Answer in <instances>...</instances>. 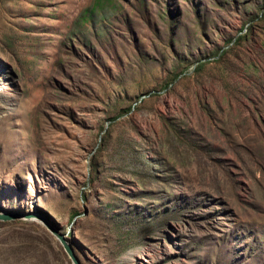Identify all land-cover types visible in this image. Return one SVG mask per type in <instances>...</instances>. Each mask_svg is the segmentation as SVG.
Returning a JSON list of instances; mask_svg holds the SVG:
<instances>
[{"label":"rangeland","instance_id":"rangeland-1","mask_svg":"<svg viewBox=\"0 0 264 264\" xmlns=\"http://www.w3.org/2000/svg\"><path fill=\"white\" fill-rule=\"evenodd\" d=\"M4 211L81 264H264V0H0ZM0 264L73 263L34 216Z\"/></svg>","mask_w":264,"mask_h":264},{"label":"water","instance_id":"water-1","mask_svg":"<svg viewBox=\"0 0 264 264\" xmlns=\"http://www.w3.org/2000/svg\"><path fill=\"white\" fill-rule=\"evenodd\" d=\"M36 216L39 220L45 222L46 226L49 228V230L58 238L60 243L62 244L65 252L70 257L73 264H81L79 258L76 256L73 246L70 244L69 240L65 236V234L58 232L57 228L51 226L48 224V222L40 215L32 214V213H25V212H0V219L1 220H11L19 217L24 218H33ZM75 218V217H74Z\"/></svg>","mask_w":264,"mask_h":264},{"label":"bare ground","instance_id":"bare-ground-1","mask_svg":"<svg viewBox=\"0 0 264 264\" xmlns=\"http://www.w3.org/2000/svg\"><path fill=\"white\" fill-rule=\"evenodd\" d=\"M31 219H33V218H31Z\"/></svg>","mask_w":264,"mask_h":264}]
</instances>
